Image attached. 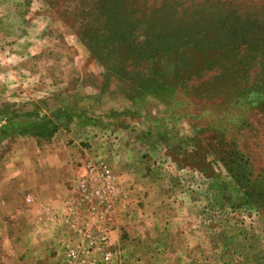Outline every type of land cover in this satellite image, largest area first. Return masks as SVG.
<instances>
[{"label": "rangeland", "instance_id": "1", "mask_svg": "<svg viewBox=\"0 0 264 264\" xmlns=\"http://www.w3.org/2000/svg\"><path fill=\"white\" fill-rule=\"evenodd\" d=\"M90 162L119 264H264V0H0V264Z\"/></svg>", "mask_w": 264, "mask_h": 264}, {"label": "built area", "instance_id": "2", "mask_svg": "<svg viewBox=\"0 0 264 264\" xmlns=\"http://www.w3.org/2000/svg\"><path fill=\"white\" fill-rule=\"evenodd\" d=\"M74 189V198L62 201L60 211L46 213L57 224L56 249L47 264H119L111 241V202L117 192L112 175L103 163H87ZM25 202L32 199L27 196Z\"/></svg>", "mask_w": 264, "mask_h": 264}, {"label": "crops", "instance_id": "3", "mask_svg": "<svg viewBox=\"0 0 264 264\" xmlns=\"http://www.w3.org/2000/svg\"><path fill=\"white\" fill-rule=\"evenodd\" d=\"M82 168L77 169V174H83ZM47 188L44 197H30L32 202L25 204L21 201V210H16L15 213L20 216L25 215L29 218L30 226L28 227V236L30 244L33 248H39L38 245H46L48 249L52 248L56 243L55 227L56 223L47 218L46 213L50 211H59L60 203L69 191H63L58 188ZM67 192V193H66ZM115 233V231L113 232ZM114 237V235H113Z\"/></svg>", "mask_w": 264, "mask_h": 264}]
</instances>
